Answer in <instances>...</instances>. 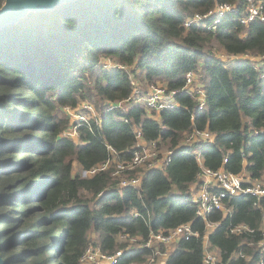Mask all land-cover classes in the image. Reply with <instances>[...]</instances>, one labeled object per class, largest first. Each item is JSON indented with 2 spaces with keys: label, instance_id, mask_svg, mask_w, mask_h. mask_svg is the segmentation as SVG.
Listing matches in <instances>:
<instances>
[{
  "label": "trees",
  "instance_id": "16d2710c",
  "mask_svg": "<svg viewBox=\"0 0 264 264\" xmlns=\"http://www.w3.org/2000/svg\"><path fill=\"white\" fill-rule=\"evenodd\" d=\"M247 2L72 0L31 10L0 29V254L6 264H80L91 243L108 252L122 248L118 264H142L166 247L131 244L120 234L147 238L183 222L200 236L174 242L167 264H204L207 221L217 223L209 239L224 264H259L264 197L239 196L231 211L206 217L190 200L201 171L198 150L210 168L264 179V62L217 55L219 48L264 54V22L237 18ZM223 3L237 9L214 27L208 18L184 24ZM107 57L114 68L105 66ZM191 70L207 92L202 109L182 90ZM131 76L141 86L179 89L180 105L157 116L139 105H115L132 94ZM82 101L94 103L97 116L80 123V139L65 136L73 126L64 107ZM195 127L209 128L215 141L181 144ZM138 129L145 140L175 148L166 169L147 171L139 186H121L110 172L82 174L109 158V144L129 158ZM242 223L253 231H231ZM239 251L246 256L234 255Z\"/></svg>",
  "mask_w": 264,
  "mask_h": 264
},
{
  "label": "built area",
  "instance_id": "2783aa9c",
  "mask_svg": "<svg viewBox=\"0 0 264 264\" xmlns=\"http://www.w3.org/2000/svg\"><path fill=\"white\" fill-rule=\"evenodd\" d=\"M236 9L237 6L223 3L206 14L197 13L193 17H188L185 19L184 24L189 26L194 21L208 18L212 19L213 22L210 27H214L224 15L234 12ZM237 18L243 24H248L255 20L264 22V2L262 0H248L243 13L238 15ZM222 51L227 54L224 50ZM227 55L233 57L232 60H249L254 65H260V63L264 62V54L246 52L240 55ZM106 59L108 60L105 62V66L114 68L115 60L112 57H107ZM122 66L128 68L126 65ZM131 81L134 85L132 94L115 105L127 104L128 107L139 105L145 108L151 116H157L164 109L175 108L180 105V102L175 97L179 89H169L167 84L163 82H143L141 86L138 79L133 76H131ZM182 90L191 94L197 100L199 109L205 107L207 92L199 81L196 70H191L187 73L186 83ZM113 106L110 105V108H113ZM64 111L73 127L63 132V134L76 139H80L78 131L80 125L82 123L90 124V119L97 116L95 104L91 101H82L75 107L65 106ZM124 121L130 122L128 117H124ZM259 130L264 132V128ZM215 137V133L209 128L198 129L195 127L186 134L181 144L213 143ZM159 143V139L145 140L138 129L137 141L129 158L122 159L116 148L109 144V158L90 169L83 170L82 174L89 176L98 172H110L113 177L120 179L119 185L121 186H139L147 171L166 169L171 163L175 148L169 147L162 150ZM195 154L200 162L201 171L191 190L190 200L196 204L199 216L206 217L209 213L216 210L229 212L231 211V201L239 196L248 195L255 197L257 200L264 197V179H253L246 170L236 173L225 167L210 168L204 164V155L201 150H198ZM216 224L212 221H207L206 223V232L203 235L204 264H224L219 249L214 247L209 239V232ZM231 231L235 234H243L252 232L253 229L242 223L234 226ZM193 236H200L199 230L194 228L192 222H183L168 229L151 230L147 238L141 235L131 236L130 234H120L119 237L121 240H127L131 244L137 242L142 247L157 248L159 245H164L167 250L163 251L158 257L149 256L142 264H167L168 251L171 245L180 239H190ZM249 243L253 244L252 242ZM258 246L260 249L259 264H264V238L258 242ZM123 254L124 250L122 248L115 252H108L101 246L91 243L81 255L79 262L80 264H118ZM234 255L246 256L240 251Z\"/></svg>",
  "mask_w": 264,
  "mask_h": 264
},
{
  "label": "water",
  "instance_id": "95a60500",
  "mask_svg": "<svg viewBox=\"0 0 264 264\" xmlns=\"http://www.w3.org/2000/svg\"><path fill=\"white\" fill-rule=\"evenodd\" d=\"M68 1L72 0H5L0 8V29L17 22L31 10L53 9ZM0 264H6V260L1 254Z\"/></svg>",
  "mask_w": 264,
  "mask_h": 264
},
{
  "label": "rangeland",
  "instance_id": "374dc122",
  "mask_svg": "<svg viewBox=\"0 0 264 264\" xmlns=\"http://www.w3.org/2000/svg\"><path fill=\"white\" fill-rule=\"evenodd\" d=\"M218 48V47H217ZM217 51H218V53H217V55L220 57V58H222V59H224V60H226V61H232V58L233 57H231V56H228L227 54H225L222 50H221V48H219V49H217ZM107 60L108 59H105V62H107ZM162 84V83H161ZM161 148H162V150H165V149H168L169 148V145L167 144V143H162L161 145ZM191 189H193V188H191ZM87 193V192H86ZM88 194V196H90V194L89 193H87Z\"/></svg>",
  "mask_w": 264,
  "mask_h": 264
},
{
  "label": "crops",
  "instance_id": "0c3cea01",
  "mask_svg": "<svg viewBox=\"0 0 264 264\" xmlns=\"http://www.w3.org/2000/svg\"><path fill=\"white\" fill-rule=\"evenodd\" d=\"M194 185H195V184H192L191 188H193Z\"/></svg>",
  "mask_w": 264,
  "mask_h": 264
}]
</instances>
